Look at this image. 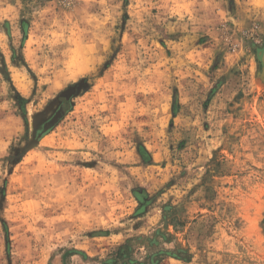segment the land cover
<instances>
[{"label": "rangeland", "instance_id": "rangeland-1", "mask_svg": "<svg viewBox=\"0 0 264 264\" xmlns=\"http://www.w3.org/2000/svg\"><path fill=\"white\" fill-rule=\"evenodd\" d=\"M263 50L264 0H0V264H264Z\"/></svg>", "mask_w": 264, "mask_h": 264}, {"label": "trees", "instance_id": "trees-1", "mask_svg": "<svg viewBox=\"0 0 264 264\" xmlns=\"http://www.w3.org/2000/svg\"><path fill=\"white\" fill-rule=\"evenodd\" d=\"M130 250V244L128 242L123 243L119 245L116 249V251L113 253L111 258H107L103 260L102 264H158L161 260L157 259L156 261H139L136 259H133L129 256L127 258V253ZM68 253L75 254L77 253L76 250H67L63 256L65 257Z\"/></svg>", "mask_w": 264, "mask_h": 264}, {"label": "water", "instance_id": "water-1", "mask_svg": "<svg viewBox=\"0 0 264 264\" xmlns=\"http://www.w3.org/2000/svg\"><path fill=\"white\" fill-rule=\"evenodd\" d=\"M64 112L62 111L61 108H58L57 110H55V112L52 114V116L46 120L39 128H38V133L36 134V139L37 136H39L40 132H43L49 128H51L53 125H55L58 120L63 116ZM36 139L34 140V142L36 141ZM33 143V142H32Z\"/></svg>", "mask_w": 264, "mask_h": 264}, {"label": "bare ground", "instance_id": "bare-ground-1", "mask_svg": "<svg viewBox=\"0 0 264 264\" xmlns=\"http://www.w3.org/2000/svg\"><path fill=\"white\" fill-rule=\"evenodd\" d=\"M259 55H260V57H261V59L263 61V67H264V50L263 51H260L259 52ZM263 72H264V69H263Z\"/></svg>", "mask_w": 264, "mask_h": 264}]
</instances>
